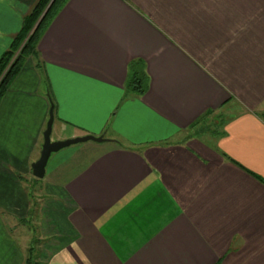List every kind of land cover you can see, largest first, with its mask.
<instances>
[{"label":"crops","instance_id":"0c3cea01","mask_svg":"<svg viewBox=\"0 0 264 264\" xmlns=\"http://www.w3.org/2000/svg\"><path fill=\"white\" fill-rule=\"evenodd\" d=\"M36 2L0 0V55ZM50 101L53 141H104L48 159L43 264H264V0H68L0 102V264Z\"/></svg>","mask_w":264,"mask_h":264},{"label":"trees","instance_id":"16d2710c","mask_svg":"<svg viewBox=\"0 0 264 264\" xmlns=\"http://www.w3.org/2000/svg\"><path fill=\"white\" fill-rule=\"evenodd\" d=\"M50 1L37 0L30 12L23 18L19 32L12 39L8 48L0 55V102L29 58L37 55L39 40L68 0H53L49 5ZM46 8L47 10H45ZM125 89L127 94L142 96L146 91L145 75H135L131 71ZM207 116L204 115L191 126L190 132H194L191 133L192 135L197 132L199 123ZM26 264H33L30 257H28Z\"/></svg>","mask_w":264,"mask_h":264},{"label":"rangeland","instance_id":"374dc122","mask_svg":"<svg viewBox=\"0 0 264 264\" xmlns=\"http://www.w3.org/2000/svg\"><path fill=\"white\" fill-rule=\"evenodd\" d=\"M48 7L49 5L47 6V8ZM47 8L45 10H47ZM233 112L234 111H230V113ZM55 138V133L51 134L50 139L52 142ZM179 139H181V137L175 138L176 141H178ZM52 159L48 163L47 170L50 166ZM44 179L37 180L35 178H28L27 182L23 181L24 189L30 197L29 200L31 201V207H35L33 211L31 210L30 214L27 216L26 220L24 221V224L22 225L24 233L22 243L25 245V247H27L24 253V264H26L28 257L31 258L33 264H43V262L40 261L39 252L42 247L45 248L46 243L51 240L53 234L50 226V218L48 217V214H46L48 213L46 211L48 209L46 208V204L48 200L51 199V196H49L48 194L46 180ZM38 206L39 209H36V207ZM36 210L38 211L36 212ZM20 238L22 237H19V243L21 242Z\"/></svg>","mask_w":264,"mask_h":264},{"label":"water","instance_id":"95a60500","mask_svg":"<svg viewBox=\"0 0 264 264\" xmlns=\"http://www.w3.org/2000/svg\"><path fill=\"white\" fill-rule=\"evenodd\" d=\"M53 1V0H52ZM51 1V2H52ZM50 2V4H51ZM49 4V5H50ZM53 104L50 101V107L48 112V121L46 124V129L43 133V144L41 146V151L39 158L36 162L31 165L32 175L35 179H42L45 175V168L50 156L64 148L69 146L84 143L87 141L93 142H102L104 139L102 137H94L91 135L83 136V137H76L73 139H66L62 141H51L50 135L52 131V123H53Z\"/></svg>","mask_w":264,"mask_h":264}]
</instances>
